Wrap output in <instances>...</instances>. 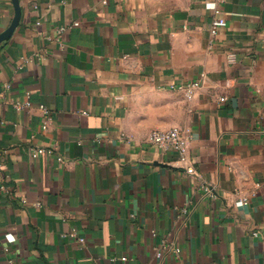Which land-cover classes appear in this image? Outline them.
I'll return each instance as SVG.
<instances>
[{"label":"crops","instance_id":"1","mask_svg":"<svg viewBox=\"0 0 264 264\" xmlns=\"http://www.w3.org/2000/svg\"><path fill=\"white\" fill-rule=\"evenodd\" d=\"M19 1L0 44V264H264V0ZM14 16L0 0V34ZM192 83L193 100L170 88ZM171 128L196 175L148 143Z\"/></svg>","mask_w":264,"mask_h":264},{"label":"built area","instance_id":"2","mask_svg":"<svg viewBox=\"0 0 264 264\" xmlns=\"http://www.w3.org/2000/svg\"><path fill=\"white\" fill-rule=\"evenodd\" d=\"M211 9L214 10L215 18L212 21V23L209 26V30L211 32L212 36H216L218 32L226 26V18L224 17L222 11L218 8H216L215 5L211 6ZM75 25H78L77 23ZM58 33H62L65 31V28H59L57 29ZM198 84L192 83V84H173L170 86L173 90H178L181 92H184L186 94V97L189 100H193L195 97V94L198 90ZM31 106V101H26L22 103H16L15 108L18 110H24ZM43 110H46L45 106H41ZM47 124L44 125V129H47ZM192 141V134L191 132H184L180 128H171L168 130H160L156 129L150 132L148 136V143L158 149L168 151V152H174L177 155V161L182 166L183 169H185V172L188 175H196V170L192 164L191 157H190V150L189 145ZM31 155L33 158H38L40 156H57V152L54 147H37L34 146L30 149ZM57 159L60 163H64L65 159L58 155ZM1 178V176H0ZM201 189L204 190L207 194H210L212 197L216 198L218 197L217 191L215 187H212L207 184H201ZM240 194V193H239ZM249 202L248 196H241L240 204L246 205ZM73 237L77 236L76 232H73L71 234ZM254 236H258V232H253ZM81 242H84L85 240L83 238L79 239ZM165 250L173 251L176 254L180 253V249L177 246L171 245V246H163ZM158 257L161 256V252H157ZM123 260H127V258H123Z\"/></svg>","mask_w":264,"mask_h":264},{"label":"water","instance_id":"3","mask_svg":"<svg viewBox=\"0 0 264 264\" xmlns=\"http://www.w3.org/2000/svg\"><path fill=\"white\" fill-rule=\"evenodd\" d=\"M12 1L15 8V16L13 18L10 27L2 34H0V44L9 40L13 36L22 18V9L20 7V1L19 0H12Z\"/></svg>","mask_w":264,"mask_h":264},{"label":"rangeland","instance_id":"4","mask_svg":"<svg viewBox=\"0 0 264 264\" xmlns=\"http://www.w3.org/2000/svg\"><path fill=\"white\" fill-rule=\"evenodd\" d=\"M159 5L164 6L165 7L164 9H166V10H173V9L179 7L182 4H176V3H173L172 1H170L167 4H159Z\"/></svg>","mask_w":264,"mask_h":264}]
</instances>
